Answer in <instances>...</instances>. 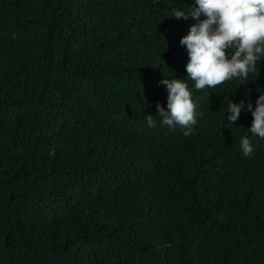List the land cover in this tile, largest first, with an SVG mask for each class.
Returning a JSON list of instances; mask_svg holds the SVG:
<instances>
[{"label":"trees","instance_id":"trees-1","mask_svg":"<svg viewBox=\"0 0 264 264\" xmlns=\"http://www.w3.org/2000/svg\"><path fill=\"white\" fill-rule=\"evenodd\" d=\"M192 3L0 0V264H264V140L224 118L225 97L255 106L264 60L195 89L193 21L168 17ZM173 76L200 98L187 137L146 126Z\"/></svg>","mask_w":264,"mask_h":264},{"label":"clouds","instance_id":"clouds-1","mask_svg":"<svg viewBox=\"0 0 264 264\" xmlns=\"http://www.w3.org/2000/svg\"><path fill=\"white\" fill-rule=\"evenodd\" d=\"M168 17L193 21L179 44L188 57L185 78L197 90L226 82L250 81L249 76L256 74L258 64L264 60V0H193L191 5L171 7ZM185 78L164 77L158 82L166 89V104H156L155 118L145 116L147 127L155 128L157 123L169 129L178 126L185 137L193 132L203 112L200 98H194ZM257 91L255 106L225 97L224 118L234 125L242 110L250 112L252 120L247 130L251 137L264 140V88L258 87ZM251 137L239 138V149L244 156L253 151Z\"/></svg>","mask_w":264,"mask_h":264}]
</instances>
